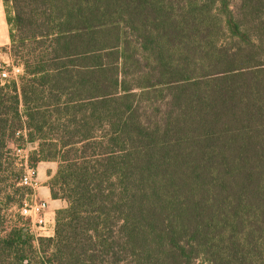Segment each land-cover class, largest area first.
Instances as JSON below:
<instances>
[{
	"label": "trees",
	"instance_id": "16d2710c",
	"mask_svg": "<svg viewBox=\"0 0 264 264\" xmlns=\"http://www.w3.org/2000/svg\"><path fill=\"white\" fill-rule=\"evenodd\" d=\"M2 1L0 264H264V0ZM18 142L53 237L8 214Z\"/></svg>",
	"mask_w": 264,
	"mask_h": 264
},
{
	"label": "built area",
	"instance_id": "2783aa9c",
	"mask_svg": "<svg viewBox=\"0 0 264 264\" xmlns=\"http://www.w3.org/2000/svg\"><path fill=\"white\" fill-rule=\"evenodd\" d=\"M23 69L19 66L14 68L11 72L2 71L0 78L1 79H10L17 78L21 75ZM24 148L16 149L18 153H21ZM19 157V155H16ZM27 158V157H24ZM29 159H25V172L20 178L19 185L31 189L32 194L29 197H26L23 201L22 207L19 209V214L25 218L30 219L31 221V231L35 232L34 229L38 228L41 231L46 232L47 229V211L49 204L47 201L40 198L38 195V189L40 183L37 179V170L36 167L28 164Z\"/></svg>",
	"mask_w": 264,
	"mask_h": 264
},
{
	"label": "rangeland",
	"instance_id": "374dc122",
	"mask_svg": "<svg viewBox=\"0 0 264 264\" xmlns=\"http://www.w3.org/2000/svg\"><path fill=\"white\" fill-rule=\"evenodd\" d=\"M0 62L1 63H4L7 66V68L5 69V71H8V72H11L14 68L17 67L16 65H14L12 59L10 57H8V55L6 53H4V51H1V50H0ZM17 144L18 145H16V146L11 145V149H12L11 151H12L13 156H15L17 158L16 167L17 168H20V169H23V172L21 174V175H23L24 172H25V159H27V158L29 159V163H28L29 165H31V166H34L35 165L34 162H32L33 159L31 157V152L34 149V146H29V145L23 146V143L22 142H18ZM17 147H19V148H22L23 147L24 148L23 149L24 151H22L21 153H18L17 150H16V149H18ZM16 155H19V157L16 156ZM24 157H27V158H24ZM38 165L35 166L36 167V170H37V179L38 180L39 179H44L45 176H46V174H47L46 169H45V167L43 165H39V166ZM55 168H56V166H55ZM49 181H48V183H49ZM13 182H14V180H11V181H9V184L10 183H13ZM18 186L25 189L24 192H23V195H24L23 199L26 198V197H29L32 194L31 189L26 188V187H22L20 185H18ZM41 186H42V184L40 183V187ZM19 199H20V196L17 195L15 197V200L19 202ZM1 200L2 199L0 197V201ZM1 204H2V201L0 202V205ZM48 213H49V208H48L47 215H46V218H47V227H46L47 231L46 232L41 231L38 228H35L34 229L35 232H32L31 231V228H30L31 227V221H30V219L29 218L28 219L23 218L19 214V208L17 206H14V204L11 206V209L9 210V213L8 214H11V215H19L22 218L23 225L28 226L29 229H30V231L32 233H34V235L36 237H46V238H49V237H53L54 236V235H52L51 232H53V234L55 232V228H54L55 227V221H53V223H52V219H50V216H49Z\"/></svg>",
	"mask_w": 264,
	"mask_h": 264
},
{
	"label": "crops",
	"instance_id": "0c3cea01",
	"mask_svg": "<svg viewBox=\"0 0 264 264\" xmlns=\"http://www.w3.org/2000/svg\"><path fill=\"white\" fill-rule=\"evenodd\" d=\"M10 44H11L10 26L7 22L3 1L0 0V50L2 51L3 48H6L9 50ZM4 53L7 54V52H4ZM8 57L10 56L8 55ZM39 165H43L45 167L47 174L44 179L38 180V182L42 184V186L38 189V195L40 196L41 199L49 203V213L48 214L50 216V219H52V223H53V221H55L56 211L66 206V203L64 201L54 200L52 198L50 189L48 187V181L55 175L58 165L52 162H42ZM51 233L52 235H54L53 232Z\"/></svg>",
	"mask_w": 264,
	"mask_h": 264
}]
</instances>
